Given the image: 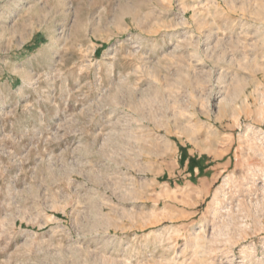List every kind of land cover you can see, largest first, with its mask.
Here are the masks:
<instances>
[{
    "label": "rangeland",
    "instance_id": "rangeland-1",
    "mask_svg": "<svg viewBox=\"0 0 264 264\" xmlns=\"http://www.w3.org/2000/svg\"><path fill=\"white\" fill-rule=\"evenodd\" d=\"M0 264H264V0H0Z\"/></svg>",
    "mask_w": 264,
    "mask_h": 264
},
{
    "label": "trees",
    "instance_id": "trees-1",
    "mask_svg": "<svg viewBox=\"0 0 264 264\" xmlns=\"http://www.w3.org/2000/svg\"><path fill=\"white\" fill-rule=\"evenodd\" d=\"M180 151L182 153V157H181V162L184 163L186 160H188V166L189 169L194 172V170L197 168L199 169L200 173L199 175L201 176V174L203 173L204 168L202 166H200V164L203 162V160L205 159V157H202L200 159H197L196 157H190L187 154V151L185 148L180 147Z\"/></svg>",
    "mask_w": 264,
    "mask_h": 264
},
{
    "label": "crops",
    "instance_id": "crops-1",
    "mask_svg": "<svg viewBox=\"0 0 264 264\" xmlns=\"http://www.w3.org/2000/svg\"><path fill=\"white\" fill-rule=\"evenodd\" d=\"M185 163H188V161H186Z\"/></svg>",
    "mask_w": 264,
    "mask_h": 264
}]
</instances>
